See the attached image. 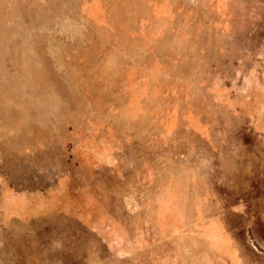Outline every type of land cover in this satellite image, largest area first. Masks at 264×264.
Instances as JSON below:
<instances>
[{
    "label": "rangeland",
    "instance_id": "obj_1",
    "mask_svg": "<svg viewBox=\"0 0 264 264\" xmlns=\"http://www.w3.org/2000/svg\"><path fill=\"white\" fill-rule=\"evenodd\" d=\"M254 73L264 76V0H0V264H225L194 227L165 237L149 225L130 257L117 260L75 225L5 223L4 213L21 209L9 200L15 193L85 174L90 189L108 193V216L131 221L130 197L118 194L130 190L131 172L124 183L113 174L91 179L97 173L76 165L89 129H108L110 141L170 142L139 155L187 158L177 189L187 193L189 223L196 199L229 194L246 198L263 221L264 147L239 113L242 98H261L243 87V75ZM184 167L166 181L175 185ZM216 213L209 207L205 216ZM242 224L232 229L249 240ZM252 227L264 243V226ZM250 247L246 264H264Z\"/></svg>",
    "mask_w": 264,
    "mask_h": 264
},
{
    "label": "crops",
    "instance_id": "obj_2",
    "mask_svg": "<svg viewBox=\"0 0 264 264\" xmlns=\"http://www.w3.org/2000/svg\"><path fill=\"white\" fill-rule=\"evenodd\" d=\"M248 73L250 72L248 71ZM255 75V73L248 77L243 75L245 80L242 84L248 90L253 88L259 90L261 98L257 103L251 101V98H242L246 100L245 108L239 110V113L250 121L247 123V133L259 135V142L264 147V76L255 78ZM252 84L254 85L252 86ZM236 100L239 101V99ZM249 103L247 108L246 105ZM249 115L250 118H248ZM104 132L108 133V129L100 130L97 134L95 129H89L86 139L96 141L85 139L77 144L78 152L83 155L76 158V165L78 169L80 168L79 170L97 173L91 176V179H100L102 174H113L124 183L128 180L126 171L131 172L133 179L129 185L130 190L118 193L130 197L132 208L128 207L127 210L131 212V221L115 214L109 217L104 206V200L108 193L102 191L101 184L94 186L93 190L90 189L88 185L94 181L90 179L91 181L88 182L89 177L84 174L83 178L79 175L57 176L56 184L43 192H22L11 195L9 199L11 204H19L21 209L14 211V215L9 214V211L3 212L4 217H7L5 223H11V220L15 221L14 223H25L27 226L30 223H59L62 230L75 225L78 229H84L90 233L100 246L109 251L111 257L117 260L130 257L126 253L134 250L143 242L142 238L145 237L141 233L149 225L156 228V232L165 237H169L173 233L188 234V229L194 227L197 229V239L216 253L219 260L225 264L248 263L245 252L250 246L252 250L264 256V243L257 239L259 244H256L252 236V226L258 223L262 227L264 220L253 219L254 208L246 198L239 197L238 194L231 199L229 195L232 194H229L226 197L213 198L209 203V199L201 196L195 202L196 223H189L188 203L186 200H182V195L187 193L180 191V188L177 189L182 186V175L184 179H188L187 158L181 155L179 157L139 155L141 148H155L157 144H160L159 146L162 148H167L170 146V142L148 139L139 145V143L128 142L125 135H112L114 140L110 141L109 134H104ZM207 142L210 147H214L213 143ZM127 149H132L131 156L125 154V152H129ZM176 165H179V170L182 165L185 167L183 174L179 173V182H177V178H173L175 182L173 185L171 181H166L165 177L176 173ZM94 166L95 168L91 170ZM157 174H160L162 178H159ZM72 178L79 180L73 188L72 181L69 185H67L68 182H65ZM92 195H98L99 199H86ZM228 199L233 200L232 203H226ZM152 203L155 209L151 219L149 211ZM205 205L208 208H213V211H217V213L206 217L205 212L208 208L205 209ZM88 223H95L96 229L89 226ZM232 223H243L242 228L245 231L249 229L250 234L247 236L249 240L245 238V235H241L244 237L242 240L241 236L232 229Z\"/></svg>",
    "mask_w": 264,
    "mask_h": 264
}]
</instances>
